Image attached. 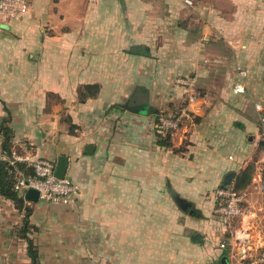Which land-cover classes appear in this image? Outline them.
I'll return each instance as SVG.
<instances>
[{
  "label": "crops",
  "instance_id": "obj_1",
  "mask_svg": "<svg viewBox=\"0 0 264 264\" xmlns=\"http://www.w3.org/2000/svg\"><path fill=\"white\" fill-rule=\"evenodd\" d=\"M190 1L29 0L0 23V159L5 128L10 150L65 156L79 187L71 205L24 201L39 264H249L215 213L221 186L244 194L264 256V0ZM21 223L0 193V264H29Z\"/></svg>",
  "mask_w": 264,
  "mask_h": 264
},
{
  "label": "built area",
  "instance_id": "obj_2",
  "mask_svg": "<svg viewBox=\"0 0 264 264\" xmlns=\"http://www.w3.org/2000/svg\"><path fill=\"white\" fill-rule=\"evenodd\" d=\"M192 3L190 0H184ZM29 9V0H0V23L6 20H18ZM241 76H245V71L239 69ZM179 82L186 83L179 79ZM236 92H243L242 84L235 85ZM196 95H189V102H195ZM261 111L259 114L260 139L264 142V111L260 105H255ZM184 117H189L185 109L180 110L175 116H160L158 128L160 132L174 130ZM14 172V190L24 199L25 192L33 188L38 191V200L61 205H71L79 194V187L69 177L58 178L54 174V164L45 158H31L22 155L16 150H11L5 157ZM264 163V158H263ZM264 192V182L262 184ZM216 198L222 202L215 208V213L219 216L221 223L231 229L236 234V241L240 247V254L243 258H249V264H264V256L252 253L250 246L252 240L253 223H249L246 218L252 215L250 210L242 206L244 194L236 191L232 187L221 186L214 191ZM26 200V199H25ZM255 220V217L253 218ZM238 223V225H237ZM224 246V244H221Z\"/></svg>",
  "mask_w": 264,
  "mask_h": 264
},
{
  "label": "trees",
  "instance_id": "obj_3",
  "mask_svg": "<svg viewBox=\"0 0 264 264\" xmlns=\"http://www.w3.org/2000/svg\"><path fill=\"white\" fill-rule=\"evenodd\" d=\"M83 88L86 93L80 90V100H83L85 96L95 95L98 92V85L96 84L84 85ZM3 133L5 136L3 142V149L4 152L9 155L11 150L8 129L4 128ZM12 171V166L9 165L8 161L0 159V193L5 198L12 200L16 208L22 212V223L18 227L17 234L21 238L25 239L27 243L26 252L28 257L30 258L29 264H39L37 247L31 237V234L36 232L37 228L35 225L30 223V209L24 206L25 199L21 195H19L16 190H14L15 179ZM236 189L238 188L236 187Z\"/></svg>",
  "mask_w": 264,
  "mask_h": 264
},
{
  "label": "water",
  "instance_id": "obj_4",
  "mask_svg": "<svg viewBox=\"0 0 264 264\" xmlns=\"http://www.w3.org/2000/svg\"><path fill=\"white\" fill-rule=\"evenodd\" d=\"M124 106L130 111H138L139 109L142 108V105H131L130 106L128 104H125ZM92 150H93V145H90V144L85 145L84 147L85 153L90 154ZM66 165H67V158L65 156H60L54 168V174L56 177L63 178L65 176ZM24 197L26 200H29L31 202H37L38 201V191L33 188H30L25 192ZM175 200L178 203V205L184 210H186V208L189 206V203L186 200L179 198L178 195H175ZM196 237L198 236H195V239ZM226 258L227 257H223L222 261H226L227 260Z\"/></svg>",
  "mask_w": 264,
  "mask_h": 264
}]
</instances>
